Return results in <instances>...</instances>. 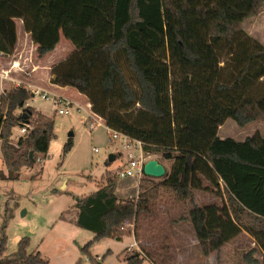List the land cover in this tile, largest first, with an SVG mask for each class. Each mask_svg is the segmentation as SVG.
<instances>
[{"label": "trees", "instance_id": "trees-1", "mask_svg": "<svg viewBox=\"0 0 264 264\" xmlns=\"http://www.w3.org/2000/svg\"><path fill=\"white\" fill-rule=\"evenodd\" d=\"M262 1L0 0V56L15 52L17 20L40 60L63 36L74 52L51 68V82L85 96L109 130L141 142L144 154L172 163L157 184L143 176L137 201L118 198V176L77 198L75 224L94 241L121 242L132 223L139 241L140 218L153 217L149 204L167 196L187 207L180 221L191 224L204 254L220 252L246 232L264 256V137L218 136L228 120L241 128L264 124V46L243 29ZM33 97L23 86L0 94V151L8 170L2 181H18L46 159L56 137L52 119L25 108ZM25 125L29 134L12 145L13 129ZM72 148L70 139L64 157ZM7 222L0 264H49L40 252H29V238L19 241L15 258H6ZM90 246L82 252L89 254ZM145 261L137 252L125 257V264Z\"/></svg>", "mask_w": 264, "mask_h": 264}, {"label": "rangeland", "instance_id": "rangeland-1", "mask_svg": "<svg viewBox=\"0 0 264 264\" xmlns=\"http://www.w3.org/2000/svg\"><path fill=\"white\" fill-rule=\"evenodd\" d=\"M16 22L19 46L24 47L26 52L20 57L22 67L15 69L11 57L0 56V94L17 86L37 85L39 89L34 90L38 89L39 95L29 100L25 108H36L52 119L56 137L50 143L47 158L41 157L34 168L23 170L18 181L0 179V231L5 219H8L6 258H15L19 241L29 238V252H40L49 264H93L90 255L99 264H125V257L134 252L146 259L144 264H151L147 253L156 264H251L253 259L264 264L258 245L246 232L239 234L220 252L204 254L191 224L180 221L187 207L167 196L149 204L153 217L146 219L144 215L140 218L137 224L139 241L135 238L133 223L127 230L129 236L121 242L113 239L94 241L93 233L78 228L74 209L77 198L96 192L109 176H118L130 161L144 159L146 162L160 160L166 165L168 163L159 156L144 154L133 143L129 148L122 138L115 143L109 142V130L103 123L91 131L87 123L90 117L87 100L73 88L54 85L48 71L47 64L51 70L50 65L65 61L74 52L72 43L61 36L56 50L42 63L22 21ZM243 29L264 46V0L259 14L246 20ZM52 99L54 102H51ZM68 100L73 104H68ZM65 108L69 109V114L60 115L58 111ZM14 114L18 117L23 111ZM35 124L34 120L31 126ZM30 130L21 136L19 127L13 129L11 144L17 145L18 140L27 137ZM255 134L264 137L263 123L241 128L233 120H228L218 132L219 138L236 142H244ZM70 139L73 148L64 157L63 149ZM110 155L116 157L113 163L108 162ZM7 173L0 151V175ZM163 179L152 181L157 184ZM139 194L140 181L137 178L118 179L117 196L120 200L137 201ZM198 201L204 202L201 195ZM134 241L137 244L135 247L132 246ZM88 243L91 246L89 254H86L82 248Z\"/></svg>", "mask_w": 264, "mask_h": 264}, {"label": "built area", "instance_id": "built-area-1", "mask_svg": "<svg viewBox=\"0 0 264 264\" xmlns=\"http://www.w3.org/2000/svg\"><path fill=\"white\" fill-rule=\"evenodd\" d=\"M33 95L37 96V95H39V92L38 91L33 92ZM42 97L44 99L48 100V97H46L45 95H43ZM51 102H54V100L52 99ZM59 103H61V102H59ZM58 113L60 115H68L69 109L68 108L60 109L58 111ZM87 123H88L90 130L93 131L94 129H96V127L100 126L101 119L98 116H96L95 114H93L91 117H89L87 119ZM27 127H28V125H25L24 127L20 128V135L21 136H24L27 133ZM119 138H122L123 141H126L129 144V148H131V145H132L130 143H133L142 149V143L141 142H132L126 136H124L118 132L109 130V142L115 143ZM145 163H146V161L144 159H139L137 161H134V160L130 161L129 165L125 169H123L120 172V174H118V177L121 179L137 178V180L140 181L144 176L143 167H144ZM133 247H135V245Z\"/></svg>", "mask_w": 264, "mask_h": 264}, {"label": "crops", "instance_id": "crops-1", "mask_svg": "<svg viewBox=\"0 0 264 264\" xmlns=\"http://www.w3.org/2000/svg\"><path fill=\"white\" fill-rule=\"evenodd\" d=\"M23 24V23H22ZM30 36V35H29ZM19 40H18V44H17V47H16V49H15V52H14V54L12 55V57H11V61H13L14 62V66L15 67H13V69H15V68H21L22 67V61H21V59H20V57H23L24 56V53L26 52V49L24 48V47H20L19 46ZM34 45V44H33ZM34 48H35V51H36V47H35V45H34ZM56 50V49H55ZM53 53V52H52ZM51 53V54H52ZM50 55V54H49ZM49 55H47L44 59H42V60H40V62H42L43 63V61L45 60V59H47L48 58V56ZM48 65V71H50V68H49V64H47ZM47 65H46V67H47ZM53 65H56V64H53ZM53 65H50L51 66V68H52V66ZM41 67V66H40ZM38 68V67H37ZM33 72H35V71H33ZM51 77V76H50ZM35 88H38L39 89V87L37 86V85H29L28 87H26V89L27 90H29V91H31L32 93L33 92H36V91H38V89L37 90H34ZM83 96V95H82ZM62 97H59V99L60 100H62L63 101V98L61 99ZM82 98V97H81ZM83 98H85L86 100H87V98L85 97V96H83ZM67 102V101H66ZM68 104H73V101H69L68 100V102H67ZM86 108H87V110L89 111V116L91 117L92 115H93V113H92V111H91V108H90V104H89V102H88V100H87V103H86ZM36 109V108H35ZM37 110V109H36ZM38 111V110H37ZM39 112V111H38ZM89 118V117H88ZM100 118V117H99ZM101 119V118H100ZM101 123H103L104 125H105V122L101 119ZM106 126V125H105ZM109 130V129H108ZM159 161V160H158ZM159 163H161L162 165H164V167L166 168V171L168 172V171H170L171 170V166H172V163L171 162H166V163H168V165L170 164V166H168V165H166L165 164V162H162V161H159ZM133 246L134 245H137L136 244V242L134 241V243L132 244Z\"/></svg>", "mask_w": 264, "mask_h": 264}, {"label": "water", "instance_id": "water-1", "mask_svg": "<svg viewBox=\"0 0 264 264\" xmlns=\"http://www.w3.org/2000/svg\"><path fill=\"white\" fill-rule=\"evenodd\" d=\"M115 160L116 157L110 155L108 162L113 163ZM143 172L146 177L151 179H163L167 174L166 168L158 160L147 161L143 167Z\"/></svg>", "mask_w": 264, "mask_h": 264}]
</instances>
